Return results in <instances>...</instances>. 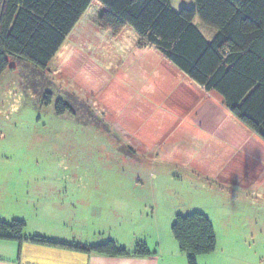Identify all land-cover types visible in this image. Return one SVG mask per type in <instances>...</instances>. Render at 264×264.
Here are the masks:
<instances>
[{
  "label": "rangeland",
  "instance_id": "1",
  "mask_svg": "<svg viewBox=\"0 0 264 264\" xmlns=\"http://www.w3.org/2000/svg\"><path fill=\"white\" fill-rule=\"evenodd\" d=\"M102 12L93 1L45 70L11 58L0 76V217L58 214L66 184L89 241L114 235L112 212L134 228L196 211L264 257V141L132 29L101 30ZM128 117L141 118L137 150L116 123Z\"/></svg>",
  "mask_w": 264,
  "mask_h": 264
},
{
  "label": "trees",
  "instance_id": "2",
  "mask_svg": "<svg viewBox=\"0 0 264 264\" xmlns=\"http://www.w3.org/2000/svg\"><path fill=\"white\" fill-rule=\"evenodd\" d=\"M96 1L103 7L97 24L119 35L126 27L141 48L153 47L206 92L219 94L228 111L264 141V0H193L194 8L175 11L171 0H0V76L9 59L45 70L67 36ZM197 18L216 30L207 41ZM44 104H50L49 95ZM69 111L62 101L55 113ZM23 220H0V239L28 240L99 255H148L144 243L131 252L107 241L80 247L41 237L24 238ZM170 231L187 264L216 249L211 220L200 212L176 215Z\"/></svg>",
  "mask_w": 264,
  "mask_h": 264
},
{
  "label": "crops",
  "instance_id": "3",
  "mask_svg": "<svg viewBox=\"0 0 264 264\" xmlns=\"http://www.w3.org/2000/svg\"><path fill=\"white\" fill-rule=\"evenodd\" d=\"M170 6L175 11L182 8H194V1L171 0ZM193 24L207 41H211L216 35V30L203 25L199 21H193ZM201 95L210 106L211 104L225 106L222 97L215 92L204 91V94ZM140 120L141 118L134 120L132 117H128L123 121L118 120V122L114 120L116 123L121 124L124 131V142L127 143V147L130 149L136 148L137 150L141 146L140 142L143 143L138 133H132L134 129L137 130L136 127H139L138 121ZM65 186L66 184L63 185L64 189L59 191L63 194V197L59 201L61 209L57 212L58 214L37 212V218L27 224L24 221L25 219L23 220L26 225L23 231L24 238L41 237L59 243L79 245L80 247L101 244L89 241V235L93 229L83 225L85 221L78 211L76 212L73 205V203H79V196H73V190L71 196L64 195L67 194ZM174 218L175 215H167L161 218L159 214H156L151 219L142 218L144 222L138 220V224L134 228L130 226L125 228L123 226L129 219L123 216L122 213L115 215L112 212L107 217L108 221L111 220L113 223L118 220V229L114 231V235L109 239L110 241L128 252H131L137 243H144L149 251L148 255H99L44 245L24 239H0V264H187L186 255L179 250L178 244L170 231ZM16 219L17 217L14 216L10 218L0 217V220L7 222ZM98 219H102L101 215L98 216ZM231 228L224 229V227H220L216 229L214 226L216 249L210 254L198 256L196 264H264V257L254 254L251 246H249V236L238 228H236L237 230ZM105 242L107 241L103 243Z\"/></svg>",
  "mask_w": 264,
  "mask_h": 264
}]
</instances>
